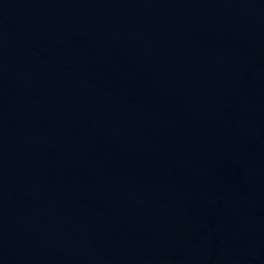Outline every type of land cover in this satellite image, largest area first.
<instances>
[{"label":"water","instance_id":"1","mask_svg":"<svg viewBox=\"0 0 264 264\" xmlns=\"http://www.w3.org/2000/svg\"><path fill=\"white\" fill-rule=\"evenodd\" d=\"M0 264H264V0H0Z\"/></svg>","mask_w":264,"mask_h":264}]
</instances>
